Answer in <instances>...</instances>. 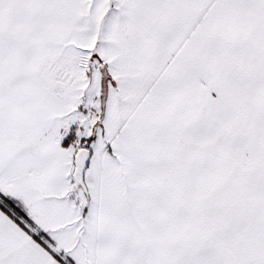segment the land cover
<instances>
[{"label":"snow or ice","instance_id":"snow-or-ice-1","mask_svg":"<svg viewBox=\"0 0 264 264\" xmlns=\"http://www.w3.org/2000/svg\"><path fill=\"white\" fill-rule=\"evenodd\" d=\"M0 264H264V0H0Z\"/></svg>","mask_w":264,"mask_h":264}]
</instances>
